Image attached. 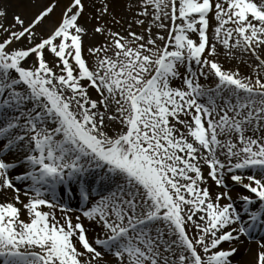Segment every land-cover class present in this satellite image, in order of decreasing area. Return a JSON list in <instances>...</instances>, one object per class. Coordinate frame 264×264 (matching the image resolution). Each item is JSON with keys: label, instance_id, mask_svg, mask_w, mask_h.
Masks as SVG:
<instances>
[{"label": "snow or ice", "instance_id": "snow-or-ice-1", "mask_svg": "<svg viewBox=\"0 0 264 264\" xmlns=\"http://www.w3.org/2000/svg\"><path fill=\"white\" fill-rule=\"evenodd\" d=\"M0 264H264V0H0Z\"/></svg>", "mask_w": 264, "mask_h": 264}, {"label": "rangeland", "instance_id": "rangeland-1", "mask_svg": "<svg viewBox=\"0 0 264 264\" xmlns=\"http://www.w3.org/2000/svg\"><path fill=\"white\" fill-rule=\"evenodd\" d=\"M226 66H228V65H226Z\"/></svg>", "mask_w": 264, "mask_h": 264}]
</instances>
